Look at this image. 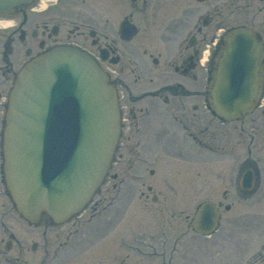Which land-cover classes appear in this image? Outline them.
Listing matches in <instances>:
<instances>
[{"label": "rangeland", "instance_id": "rangeland-1", "mask_svg": "<svg viewBox=\"0 0 264 264\" xmlns=\"http://www.w3.org/2000/svg\"><path fill=\"white\" fill-rule=\"evenodd\" d=\"M223 1L224 0H208L205 3L198 4L195 0H165L170 6H175V10L179 5H181V7L184 6L185 17H183V25L180 26V28L177 29L178 26L172 27L171 30H169L171 33L168 35L165 34L162 39H159L161 43L166 44L163 46L164 50L171 53L174 46L173 44H168L167 40L175 37L176 34L180 32L178 30L183 28L186 29L185 36L187 37V31L190 26L197 22L200 24L201 18L206 15L205 13L211 15V26L205 31L209 34V38L214 35L213 29L217 27L216 25L213 26V24L220 25L217 27L218 31H216V35H221L223 30L235 25L247 24L246 26L257 31L259 30L257 28L263 26L264 2H253L250 9L247 10L245 6L243 7V2L241 1L229 3V7L224 6ZM215 6L217 10H215L213 14V7ZM260 6L262 7L261 10L258 8ZM214 39H217V36H215ZM14 46L16 47V45ZM202 49L205 50L206 47H202ZM161 51L163 54V50ZM20 55L21 51L18 56ZM161 60L162 57L160 59V64L162 62ZM18 62H20V60ZM205 77L206 75L202 74L199 81V86L202 90ZM126 78L127 80L132 79L129 74ZM121 95L123 96V90ZM174 102L175 99H169L170 106H174ZM193 103V100H188L185 106H189ZM196 105L197 109L190 113L186 111L187 116L191 118L195 115L201 128H206L205 133H213V141H208L209 144L207 148L201 149L199 158L190 155L189 146H192V144L188 142L190 140L188 138L185 139V141L181 139L185 133L181 130H176L177 136L176 134L173 135L172 132V137L167 143L168 146L165 148L164 159L161 160V163H156L152 166L154 162L150 160H152L154 153L152 156H149L148 153L141 151L142 156L143 154H145V156L141 163L138 164L136 162L138 165L133 173L136 171L139 174H143L144 178L142 180L133 182L130 172L127 171L128 173L126 174L125 166L127 162H120V164L114 162L116 165L112 166V170L109 173L111 176L105 181L109 190L107 191L105 185H103V187L100 188V193H102V195L96 194L92 199V204L96 202L95 200L97 199L101 200L94 210L96 214L92 217L90 216L94 211L92 210V205H90L88 209L78 215L79 219L71 220L62 225H53V227L49 223L44 225V223L47 222L44 220L43 223H40L36 228L33 226L30 227L24 223L15 211H13L10 206V201L7 197H4L0 187V205L3 204L6 208L10 206L6 213H0L1 240H6L7 235L12 233L19 236L18 244L26 242L29 246L32 241H41L43 238L49 241L47 252L43 251L42 248H39L41 251L32 252L30 250H24L21 245H15L14 249L9 251V253L4 251L3 242H0V249L2 248L0 259L8 257L11 262L10 264H15L16 259L14 258L20 255V260L17 264H114L113 261L117 260L119 257L124 258L129 252L122 250V253L111 252L110 254V246L113 244L112 241H115V247H118L121 246L123 238V245H128L129 241L126 240L127 238H125L124 235L127 232L130 234L141 232V229L142 231H147L146 222H152V218L155 219L158 215L160 219L154 220L153 223H157L158 221L163 223V220L170 218L178 221L177 218L183 219L184 216H187V219L185 218V224L179 223V226L185 229L186 264H213V258H217V264H226V261L227 264H247L246 251L255 244V240H257V247L262 243L261 241L264 238H262L263 229L261 227L264 225H259V217L253 216V214H250V211L247 212L249 214H246V216L240 217V214L246 213L249 204H251V209L256 213H262L263 211L261 209L264 208V193L261 191L257 199L248 197V195L245 196L250 199L249 202L247 198L246 203L232 200L230 199V193L233 191H229V188H232L233 182L230 177H232L231 173L235 175V169L241 164V160L247 156H250V159H253L255 163L257 159L256 164L253 161H249L248 165L253 166V168L257 167V169L264 172V161L263 163L260 161L264 160V112L260 113V111L258 112L256 110L249 118L246 117L240 122L221 124L220 121L213 117L206 109L204 98L201 97V99L196 102ZM187 116L186 118H188ZM252 118L257 122L254 123V125L249 123V120ZM174 126L175 128H179L176 125ZM251 135H253V137ZM253 138H255V140ZM248 145L250 151H246ZM211 147L218 150V157L214 155L215 152L213 153ZM161 152L160 150L159 153ZM213 158H218V160L213 161ZM147 160L148 167H152L148 169H156L153 175H149L148 169L143 170V166H145ZM158 165L159 168H157ZM244 168L246 167H243V169ZM188 174L191 176L189 177ZM112 175L116 177L113 179L111 178ZM120 179H124L125 181L121 185H119ZM113 185L116 186L115 189L112 188ZM140 186L142 188L139 190L138 187ZM148 186H151L150 191L147 190ZM118 193L122 195L118 197L117 200L124 206H120V208L126 212H122L121 217H127V221L126 219L122 220V227H119V225L113 226L115 222L119 224L121 221L119 217L121 215V211L118 210L119 207H113L115 200L108 204L111 198ZM240 197L242 198L241 195ZM204 200L215 201L221 206L220 215L222 221L220 222V229L211 237H203L193 233L189 229L188 219H190L199 203ZM151 201L156 202L155 205L151 204ZM255 202H259L257 204L259 210L256 208L254 209L252 204ZM133 204H135V206L138 205V208L128 211L129 208H132ZM225 206L229 207L228 211L223 209ZM102 207L108 208L106 210L108 212H99ZM111 208L115 212H109ZM3 211H5V208ZM84 220H87L88 224L91 225L89 228L77 222H83ZM74 230L77 231L72 234L80 235V233H82L86 238L84 240V246L70 250L69 248H65L69 247L70 244V242H67V234ZM43 231L47 233V236L44 237L41 235ZM145 234L146 233L138 234L135 238L138 240L142 239L146 236ZM70 237L71 234L68 237L69 240ZM60 247L63 248L60 249ZM19 248L22 250L21 253L19 252ZM122 248L121 246V249ZM56 250L59 251L57 252ZM131 262L132 260L128 257L124 263L121 262V264H131Z\"/></svg>", "mask_w": 264, "mask_h": 264}, {"label": "water", "instance_id": "water-1", "mask_svg": "<svg viewBox=\"0 0 264 264\" xmlns=\"http://www.w3.org/2000/svg\"><path fill=\"white\" fill-rule=\"evenodd\" d=\"M28 1L0 0V13ZM261 59V44L250 30L224 35L206 89L218 118L236 120L256 104ZM106 81L88 56L67 47L40 55L17 74L3 133L4 181L26 220L36 223L45 213L54 223L63 222L100 184L119 131L115 91ZM215 218L205 203L192 225L196 231L205 226L201 231L208 233Z\"/></svg>", "mask_w": 264, "mask_h": 264}, {"label": "flooded vegetation", "instance_id": "flooded-vegetation-1", "mask_svg": "<svg viewBox=\"0 0 264 264\" xmlns=\"http://www.w3.org/2000/svg\"><path fill=\"white\" fill-rule=\"evenodd\" d=\"M234 1L243 2V7L247 10L253 2H264L224 0L223 4L229 7V3ZM44 4L47 7L40 11H34L41 5L40 0L15 7L11 15L14 28L0 33V175L1 135L13 68L55 46L77 47L111 73L109 80L120 93L121 136L117 147V164L125 161L134 165L143 161L145 154L142 156L141 151L149 156L154 153L150 161H160L172 132L177 136L176 130L183 131L188 138L200 143L202 128L197 117L193 115L189 118L187 113L197 107L196 102L201 98L199 81L203 67L199 65V60L202 47H207V42L212 46L217 27L220 26L213 24L217 27L213 29L214 35L209 38L205 31L211 26L210 14L205 13L203 23L206 26L198 22L190 26L188 37L183 28L178 30L180 32L175 37L167 40L168 44L174 46L172 52L168 53L163 48L166 44L159 39L171 33L169 30L172 27L178 26V29L183 25L184 6L179 5L175 10V6L166 4L164 0H44ZM258 8L261 10L262 7ZM215 10L216 6L213 7V14ZM262 25L257 28L258 31L254 30L261 37L264 51V24ZM132 32L134 34L129 37ZM12 44H16V47L12 48ZM20 51L21 55L18 56ZM113 73L115 76L112 81ZM128 74L131 80H127ZM170 98L175 99L174 106L169 105ZM187 100H193L194 103L185 106ZM172 123L179 128H175ZM181 139L184 140V136ZM158 150L162 152L159 153ZM256 180L254 190L260 182L258 175ZM166 228L172 229L173 233L176 231L169 222L166 223ZM177 228L176 239L168 235V240H163L158 246L153 240H149V257L157 256L161 258L162 264H170V258L179 255L183 264L184 255L179 249L184 252L180 239L184 235V229L179 224ZM75 242L77 240H73L72 244ZM15 243L32 252L42 248L40 243L33 244L34 246H28L26 242L18 244V239L14 238L12 247ZM46 248L47 245H44L45 250ZM19 252H22L20 248ZM247 264H264V243Z\"/></svg>", "mask_w": 264, "mask_h": 264}, {"label": "clouds", "instance_id": "clouds-1", "mask_svg": "<svg viewBox=\"0 0 264 264\" xmlns=\"http://www.w3.org/2000/svg\"><path fill=\"white\" fill-rule=\"evenodd\" d=\"M46 4H41L39 8L34 9V11H40L46 8ZM14 24V21L11 18H0V30H8L10 29Z\"/></svg>", "mask_w": 264, "mask_h": 264}]
</instances>
